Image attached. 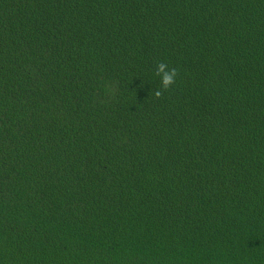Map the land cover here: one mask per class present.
<instances>
[{
    "label": "trees",
    "instance_id": "trees-1",
    "mask_svg": "<svg viewBox=\"0 0 264 264\" xmlns=\"http://www.w3.org/2000/svg\"><path fill=\"white\" fill-rule=\"evenodd\" d=\"M0 264H264V0H0Z\"/></svg>",
    "mask_w": 264,
    "mask_h": 264
},
{
    "label": "clouds",
    "instance_id": "clouds-1",
    "mask_svg": "<svg viewBox=\"0 0 264 264\" xmlns=\"http://www.w3.org/2000/svg\"><path fill=\"white\" fill-rule=\"evenodd\" d=\"M155 74L160 77L161 87L156 89L152 95L160 98L176 82L178 71L175 67H169L166 62L159 61L156 64Z\"/></svg>",
    "mask_w": 264,
    "mask_h": 264
}]
</instances>
